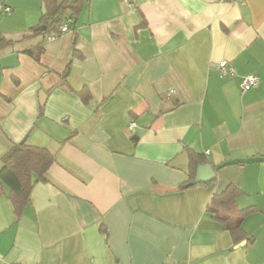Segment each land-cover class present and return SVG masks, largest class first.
<instances>
[{
    "label": "crops",
    "instance_id": "crops-1",
    "mask_svg": "<svg viewBox=\"0 0 264 264\" xmlns=\"http://www.w3.org/2000/svg\"><path fill=\"white\" fill-rule=\"evenodd\" d=\"M0 1V168L24 139L55 156L19 219L0 192V264H264V0H89L53 41L21 40L42 0ZM186 149L213 182L179 189ZM229 185L243 245L206 211Z\"/></svg>",
    "mask_w": 264,
    "mask_h": 264
},
{
    "label": "trees",
    "instance_id": "trees-1",
    "mask_svg": "<svg viewBox=\"0 0 264 264\" xmlns=\"http://www.w3.org/2000/svg\"><path fill=\"white\" fill-rule=\"evenodd\" d=\"M42 2L45 14L36 26L29 28L21 35V40H27L36 36H43L46 40L51 33L61 36L59 27L68 19H71L73 22L70 27L74 32L78 15L89 0H42ZM11 42V40L0 36V49ZM25 52L35 61H39L44 52L43 43L29 48ZM74 54H76L75 51ZM68 73L69 67L62 75V80L65 82ZM77 94L85 104L91 99L88 89L84 88L77 92ZM186 153L188 156L187 176L184 182L180 184V190L194 186L191 185V182L195 177L198 166L210 165L204 155L196 154L190 149H186ZM54 161V154L46 148L31 145L25 139L13 143L2 156L0 192H5L18 219L27 207L34 185L48 181L46 174ZM211 168L213 170V178L200 184H208L215 180L216 169L213 166ZM241 195L242 191L238 187L229 185L220 194L213 195L206 206L207 213L229 233L234 245L243 240L251 242L254 239L253 236L245 233L242 228V222L246 217L256 213L257 209L254 206L239 209L236 201Z\"/></svg>",
    "mask_w": 264,
    "mask_h": 264
},
{
    "label": "built area",
    "instance_id": "built-area-1",
    "mask_svg": "<svg viewBox=\"0 0 264 264\" xmlns=\"http://www.w3.org/2000/svg\"><path fill=\"white\" fill-rule=\"evenodd\" d=\"M11 13V8L4 5L0 1V15H6ZM72 20L68 19L66 22H64L60 27H59V32L61 34L68 33L72 31V28L70 25L72 24ZM58 37V35H49L46 40L47 41H53ZM215 68L218 72V75L220 78H228L231 77L235 74V69L234 67L227 61H220L215 65ZM259 84V77L255 74H248L244 76L240 82L239 88H240V93L244 94L248 92L249 90L253 89ZM174 93L173 90H170L166 93V96H171ZM135 127V123L131 122L128 125L129 129H133Z\"/></svg>",
    "mask_w": 264,
    "mask_h": 264
},
{
    "label": "water",
    "instance_id": "water-1",
    "mask_svg": "<svg viewBox=\"0 0 264 264\" xmlns=\"http://www.w3.org/2000/svg\"><path fill=\"white\" fill-rule=\"evenodd\" d=\"M42 13L45 14L44 8H42ZM41 103L43 102L45 95L42 94ZM213 170L210 165L198 166L196 169L195 177L191 182V185H197L203 182H207L213 178ZM245 242H241L239 245H243Z\"/></svg>",
    "mask_w": 264,
    "mask_h": 264
}]
</instances>
